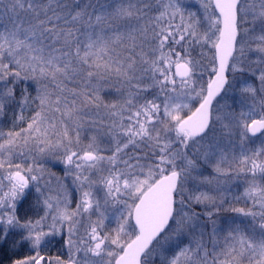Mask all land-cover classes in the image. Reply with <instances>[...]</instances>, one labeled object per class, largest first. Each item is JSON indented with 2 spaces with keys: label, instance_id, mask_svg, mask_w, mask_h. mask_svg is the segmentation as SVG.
<instances>
[{
  "label": "snow or ice",
  "instance_id": "obj_1",
  "mask_svg": "<svg viewBox=\"0 0 264 264\" xmlns=\"http://www.w3.org/2000/svg\"><path fill=\"white\" fill-rule=\"evenodd\" d=\"M0 264H264V0H0Z\"/></svg>",
  "mask_w": 264,
  "mask_h": 264
}]
</instances>
